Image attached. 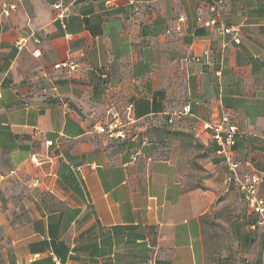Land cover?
<instances>
[{
    "label": "crops",
    "instance_id": "obj_1",
    "mask_svg": "<svg viewBox=\"0 0 264 264\" xmlns=\"http://www.w3.org/2000/svg\"><path fill=\"white\" fill-rule=\"evenodd\" d=\"M12 1L0 19V264H264V224L236 179L264 173V0L219 6L239 43L208 25L214 0H77L63 20L55 0ZM109 107L125 137L93 130ZM223 115L238 130L236 174L206 127ZM199 150L206 171L189 185ZM224 206L235 245L208 255L204 227Z\"/></svg>",
    "mask_w": 264,
    "mask_h": 264
},
{
    "label": "built area",
    "instance_id": "obj_2",
    "mask_svg": "<svg viewBox=\"0 0 264 264\" xmlns=\"http://www.w3.org/2000/svg\"><path fill=\"white\" fill-rule=\"evenodd\" d=\"M77 0H55L52 4V8L56 11V18L63 20L70 12L72 7L75 5ZM224 0H214L209 5L210 11L216 13V16L209 20L208 25H216L223 32L231 34L234 42L239 43L240 38L237 27L233 25H227L219 22L217 19V13L219 6ZM10 8L5 7L3 13L9 15ZM185 22L184 16H178L176 24L174 26L175 31H181L183 23ZM77 64L74 62H60L54 65L55 68H76ZM190 111V105L187 104L183 107L182 112L188 113ZM108 122L105 124H95L93 130L105 133L109 137H125L126 130L120 121V114L113 107L107 109ZM172 122V119H169ZM210 133L213 141L217 144L218 148L216 153L223 157L224 160L229 164L230 170L236 174L239 163L233 157L232 147L235 143L236 135L238 134L237 126L231 122L228 115H223L215 123L208 124L206 126ZM239 190L247 203L248 207L255 213L260 214L261 223L264 224V198L259 195V185L264 179V173L253 171L244 173L241 177H236Z\"/></svg>",
    "mask_w": 264,
    "mask_h": 264
},
{
    "label": "rangeland",
    "instance_id": "obj_3",
    "mask_svg": "<svg viewBox=\"0 0 264 264\" xmlns=\"http://www.w3.org/2000/svg\"><path fill=\"white\" fill-rule=\"evenodd\" d=\"M11 1L12 0H0V19L4 17L5 14L3 10ZM202 159L203 152L199 150V156L196 160L197 163L194 166L198 170L188 174L187 180L189 179V185L200 183L201 176L204 174V171H206L202 163H198V160ZM232 211H234V209L230 208V206H224L210 214L207 224L204 227V240L207 244L208 255H210L213 250L220 252V254H230L231 247L235 245V239L230 233L232 221L228 218L229 215H232Z\"/></svg>",
    "mask_w": 264,
    "mask_h": 264
}]
</instances>
